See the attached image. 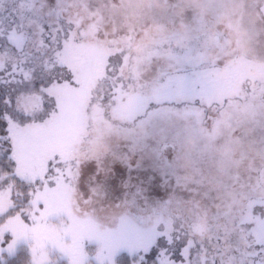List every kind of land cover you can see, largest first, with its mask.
Masks as SVG:
<instances>
[{
  "label": "rangeland",
  "instance_id": "obj_1",
  "mask_svg": "<svg viewBox=\"0 0 264 264\" xmlns=\"http://www.w3.org/2000/svg\"><path fill=\"white\" fill-rule=\"evenodd\" d=\"M263 3L69 0L75 60L88 79L85 94L64 97L73 107L58 147L71 153L74 175L46 213L50 222L33 228L18 215L5 218L12 201L0 193V232L29 242L31 264L58 255L83 264L86 240L88 264H96L100 235L122 245L113 264L121 252L138 264H159L165 254L180 264L184 245L199 247L194 264H259L252 253L264 234ZM84 170L94 175L82 181ZM161 207L170 231L183 224L185 232L160 251L161 236L146 227ZM116 209L130 213L101 228Z\"/></svg>",
  "mask_w": 264,
  "mask_h": 264
},
{
  "label": "snow or ice",
  "instance_id": "obj_2",
  "mask_svg": "<svg viewBox=\"0 0 264 264\" xmlns=\"http://www.w3.org/2000/svg\"><path fill=\"white\" fill-rule=\"evenodd\" d=\"M69 0H0V193L8 192L12 206L5 218L19 216L28 228L50 222L45 219L60 200V189L74 175L71 153L61 149L62 133L73 105L64 97L85 94L86 70L74 55V21L66 15ZM94 175L85 171L81 180ZM171 242L185 232L161 228ZM219 239V238H217ZM96 264H113L122 246L111 235H100ZM83 264H88L86 245ZM259 264H264V234L257 237ZM28 241L16 240L13 230L0 232V264H19ZM55 252V245H52ZM184 245L180 264H194ZM62 255L48 264H62ZM159 264H175L165 254ZM237 264H244L240 259Z\"/></svg>",
  "mask_w": 264,
  "mask_h": 264
},
{
  "label": "trees",
  "instance_id": "obj_3",
  "mask_svg": "<svg viewBox=\"0 0 264 264\" xmlns=\"http://www.w3.org/2000/svg\"><path fill=\"white\" fill-rule=\"evenodd\" d=\"M125 52L129 51L128 49L127 50H124ZM116 53H113L115 56H114V59L116 60V62L120 61V60H123V53L122 51H118V50H115ZM127 74V72H126ZM121 82V80H119ZM124 82L125 83H129V79L128 78H125L124 79ZM207 107V111L209 113H211L212 111V105H206ZM157 209V208H156ZM160 215H156L155 211H154V215L152 216L151 218V221L149 222V224L147 225L148 227L146 228H151L153 230H149L151 232H156L158 234V237L161 236L162 238V246L160 248V251L164 249V244L165 242L168 241V239L163 235V232L161 231V228L164 227L165 225L167 226V228L170 230L171 229V226H172V220L169 219V215H168V210H166V208L164 207H161L158 209ZM126 213H130V211L128 210H124V209H116L113 211V215H114V221L111 223V224H108V222H105V223H102L100 225L101 228H104L106 226H114L116 227L117 224L119 223V219L121 216L125 215ZM87 216H91L90 213H84L81 217L84 218V217H87ZM92 217V216H91ZM175 220V218H173ZM132 220H134L139 227H141V224L138 222L137 218L135 216L132 215ZM176 222L178 220H175ZM184 234V233H183ZM182 233L179 234V237L183 236ZM176 241V240H175ZM177 245H179V242L177 243ZM137 255H134V254H130V253H127V252H121L118 257H117V264H138V261L139 259H137ZM19 264H31V260H30V254L29 252L26 250V249H23L21 252H20V255H19ZM62 264H67V261H62ZM68 264L69 261H68ZM147 264H153L152 262L151 263H148Z\"/></svg>",
  "mask_w": 264,
  "mask_h": 264
},
{
  "label": "water",
  "instance_id": "obj_4",
  "mask_svg": "<svg viewBox=\"0 0 264 264\" xmlns=\"http://www.w3.org/2000/svg\"><path fill=\"white\" fill-rule=\"evenodd\" d=\"M260 10H261V12H262V14L264 16V3L261 5Z\"/></svg>",
  "mask_w": 264,
  "mask_h": 264
}]
</instances>
